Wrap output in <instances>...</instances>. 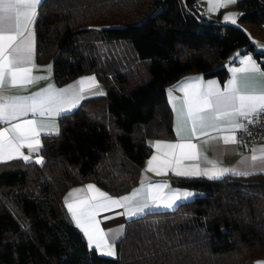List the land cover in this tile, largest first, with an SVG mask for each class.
Instances as JSON below:
<instances>
[{"label":"trees","instance_id":"1","mask_svg":"<svg viewBox=\"0 0 264 264\" xmlns=\"http://www.w3.org/2000/svg\"><path fill=\"white\" fill-rule=\"evenodd\" d=\"M238 21L205 14L196 0H41L35 56L58 83L95 72L106 91L60 115L42 136L43 163L0 171V264H253L264 254V172L172 175L194 195L129 217L115 256L90 246L63 201L92 180L113 194L138 184L151 136H171L167 86L192 71L223 79L238 47L264 68V0H237Z\"/></svg>","mask_w":264,"mask_h":264},{"label":"snow or ice","instance_id":"2","mask_svg":"<svg viewBox=\"0 0 264 264\" xmlns=\"http://www.w3.org/2000/svg\"><path fill=\"white\" fill-rule=\"evenodd\" d=\"M235 0H209V11L218 10L221 7H226L229 3ZM40 0H0V89L3 88L5 82L9 86H16L31 82L34 78L31 76L32 65V32L28 28V24L33 21L36 15V7ZM237 14H230L225 19H231L232 23H236L235 16ZM243 68L233 69L234 72H256L264 76V72L256 66V63L251 57H246L241 60ZM31 65V66H30ZM97 87L94 77L83 78L76 82L75 85H70L67 89H63L58 93H49L39 97L23 99H9L0 95V121L9 122L17 119L20 116H26L28 113L40 116L49 115L53 113L59 114L63 111H68L69 106H75L79 99L83 96L87 89ZM78 88V91L70 99H65V94L72 89ZM184 91V98L180 101V107L177 111V121H188L191 123L192 135L196 137L200 135H207L205 131L212 128L216 131H224L221 124L230 126L233 130L231 136H223L224 144H235L236 137L234 130L244 129L243 123L239 122V118H243L251 123L252 116H258L264 113V91L260 93L242 92L241 86L236 78L229 81L223 92L215 89V82L211 81L207 89H202L197 83L190 87L182 89ZM102 95L103 93H97ZM175 100V98H173ZM175 108V103H174ZM246 130V129H245ZM11 131L12 135L8 133ZM45 132L46 135L58 133V128L54 123L48 124L43 121L25 120L11 126V129L5 128L0 130V153H3L8 159L13 155L23 156L26 161L29 156L23 155L20 152L22 147H27L30 152H39L41 150L40 133ZM215 139V137H213ZM156 148L161 147L157 142L154 145ZM169 149H180V155L176 158L175 163L180 165L183 159H196L199 155L195 151L196 145L189 143H177L163 145ZM188 150V151H185ZM253 150V155L250 157L251 161L259 162L264 166V148ZM173 155H175L173 153ZM158 158L153 156L148 162L146 171L156 172L160 174L162 169L167 168L171 161H164L162 164L153 166V162ZM207 161V157H205ZM37 163H43L42 159H37ZM212 165L209 169L200 170L198 166H193L186 170H176V175L181 176H197L204 175L210 179L217 178L229 172V169H220L214 162L207 161ZM247 175L248 172L238 173ZM167 185H149V198L154 202L161 199L160 193ZM87 190L93 192V196L86 199H77L68 204L69 211L73 219L76 221L78 227H81L84 234L88 237L91 243L95 244L96 248H101L102 244L107 245L104 239V233L99 228V221L95 219V214L100 210H107L113 206L125 207L128 202L134 199L139 192L133 193L132 196L121 197L120 199H113L106 193L99 191L94 185H88ZM83 189H76L73 193H69V197L75 196ZM191 193H173L168 197L167 206L171 207V201L179 199L181 196L188 197ZM148 207L145 204L142 207H137L134 210L127 208V214L134 216L139 212H143L144 208ZM94 233H99V237L94 240ZM104 255H114V250L111 246H107ZM256 264H264V261H258Z\"/></svg>","mask_w":264,"mask_h":264},{"label":"crops","instance_id":"3","mask_svg":"<svg viewBox=\"0 0 264 264\" xmlns=\"http://www.w3.org/2000/svg\"><path fill=\"white\" fill-rule=\"evenodd\" d=\"M41 1V0H40ZM237 0L233 3H229L226 7H221L215 11H209V0H196L197 6L205 14L210 16H219L221 19L226 21H232L231 19H225L226 16L230 14H237L234 18L238 21V16L240 10L236 6ZM39 5V4H38ZM36 7V13L38 9ZM36 16V15H35ZM34 20L28 24V28L32 32V65L31 66V76L34 78L31 82H26L23 84H17L16 86H9L5 82L2 89H0V95L9 99H23V98H32L33 96H41L49 93H58L63 89H67L70 85H75L77 81L87 78L94 77L97 87L87 89L81 95L84 97L88 95H93L97 93H104L106 91V83L100 78L95 72H84L75 75L69 80L58 83L53 77L52 71V62L51 60L45 62H38L35 56L36 50V34L34 28ZM243 26H250L249 23L243 22ZM264 33H253L252 38L256 42L257 39L262 38ZM257 46V43H256ZM246 57H251L252 60L256 63V66L264 72V68L261 66L260 61L254 55L251 50H244V47H238L235 49L228 57L223 60V63L226 64L228 69V74L225 78L221 79L217 75H205L202 72L192 71L183 74L178 80L167 86V97L168 101L172 107V126L173 132L171 136H151L148 138L152 148L149 154L145 157L142 168L139 173V181L136 186L129 189L128 191L121 194H113L109 192L106 188L97 184L92 180L79 182L69 186L63 193V201L69 211L68 204L74 202L77 199H86L93 196V192L87 190L88 185H94L96 189L101 192L106 193L109 197L113 199H120L125 196H132L136 190L139 192L135 195L134 199L128 202L125 207L113 206L107 210H100L95 214V219L99 221V228L104 233V239L107 241V245L102 244L101 248H96L94 243H91L88 237L85 235L86 240L90 246L95 247L98 252L102 253L106 251L107 246H111L114 250L115 256L117 253V240L121 237L124 229L125 221L132 216L127 214V208H132L133 210L137 207H142L145 204L148 207L144 208L143 212H146L151 209L166 208L168 197L172 196L173 193H191L192 195L188 197L181 196L179 199H174L171 201V207L176 205L180 200L189 199L194 194V189L187 186H179L171 181V176L176 175V170H186L190 169L193 166H198L200 170L209 169L212 167L207 161L214 162L220 169H229V172L226 173H242V172H264V166H261L259 162L251 161L250 157L253 155V150H257V155H259V149L264 148V139L253 142L252 144L248 143L246 140H238L236 137V130L234 134L236 137L235 144H224L222 137L231 136L233 130H230V126L227 124H221V127L224 128V131H216L212 128H208L205 131L207 135L197 134L196 137L192 135V125L188 121L181 120L179 123L177 121V111L180 107V101L184 98L185 87H190L197 83V78L199 80V86L202 89H207L209 82H215V89L223 92L225 87L228 85L229 81L233 78L238 80V83L241 86L242 92H255L260 93L264 91V76H261L256 72H234L233 69L243 68L244 65L241 64V60ZM78 88L72 89L65 94V99H70L73 95L76 94ZM82 98V99H83ZM175 98V100H173ZM82 99H79L75 106H69V110L75 108ZM175 103V108H174ZM68 110V111H69ZM66 111L60 112L59 114L53 113L51 116L44 115L40 116L38 113L33 115L28 113L26 116H20L15 120L4 122L0 125V130L5 128L11 129V126L17 123H20L25 120H36L38 123L43 121L48 124L54 123L57 128L60 126V115ZM251 118V117H250ZM246 119L239 118L240 123H245ZM45 132H41L39 139L40 144L42 142V136ZM9 136L12 135L11 131L8 133ZM215 137V139H213ZM159 142L161 147L156 148L154 145ZM193 143L196 145L195 151L199 153L196 159H183L179 166L175 163L176 158L179 157L181 150L180 149H169L164 147L166 144H177V143ZM188 151V150H185ZM20 152L23 155L29 156V159H41L42 153L39 152H30L27 147H22ZM173 153L175 155H173ZM156 156L158 159L153 162V166L162 164L164 161H171V164L162 169L160 174L152 171H146L148 164L147 162L153 157ZM207 157V161L205 160ZM17 160H25L23 156L13 155L11 159H8L3 153H0V171L11 166V163ZM225 173V174H226ZM149 185H167L164 187L160 193L161 199L153 201L149 198ZM76 189H83V192L77 193L73 197H69V193H73ZM70 212V211H69ZM139 212L137 214L143 213ZM71 214V212H70ZM136 214V215H137ZM72 216V214H71ZM73 218V217H72ZM74 220V219H73ZM75 221V220H74ZM76 223V221H75ZM82 230V228L80 227ZM83 231V230H82ZM84 233V231H83ZM99 237V233H94V240ZM258 261H264V254L259 255L254 258L253 264H256Z\"/></svg>","mask_w":264,"mask_h":264},{"label":"built area","instance_id":"4","mask_svg":"<svg viewBox=\"0 0 264 264\" xmlns=\"http://www.w3.org/2000/svg\"><path fill=\"white\" fill-rule=\"evenodd\" d=\"M251 123L248 120L245 121L244 129L236 130V137L238 140H246L248 143L252 144L255 141L264 139V113L258 116H252ZM3 121H0V125ZM246 129V130H245Z\"/></svg>","mask_w":264,"mask_h":264},{"label":"rangeland","instance_id":"5","mask_svg":"<svg viewBox=\"0 0 264 264\" xmlns=\"http://www.w3.org/2000/svg\"><path fill=\"white\" fill-rule=\"evenodd\" d=\"M241 24L243 25V22H241ZM250 33H251V35L253 34V33H255V32H252L251 31V28H250V26H244ZM256 43H257V47L258 48H262V49H264V35H263V37L262 38H259V39H257L256 40ZM194 195V194H193Z\"/></svg>","mask_w":264,"mask_h":264}]
</instances>
